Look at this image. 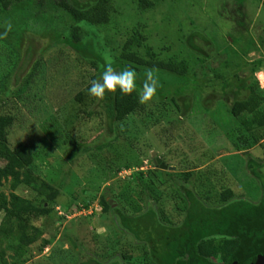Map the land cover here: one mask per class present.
Segmentation results:
<instances>
[{"label": "rangeland", "instance_id": "obj_1", "mask_svg": "<svg viewBox=\"0 0 264 264\" xmlns=\"http://www.w3.org/2000/svg\"><path fill=\"white\" fill-rule=\"evenodd\" d=\"M117 1L113 31L121 36L103 32L98 41L94 38L99 46L103 44L96 51L92 39L98 32H92L81 50L100 56V75L106 63L117 70L124 68L115 60L119 53L114 51L116 44L139 26L150 46L168 52L160 60L179 57V61L190 63V69L184 77L153 71L159 87L153 100L145 104L152 117L132 116L115 127V134L104 127L103 118H86L96 99L88 94V88L97 71L90 69V61L78 62L74 50L80 47L71 43L72 49H66L63 55L57 48L61 43H53L56 35L43 30L32 7L30 10L25 5L13 14L0 10V114L10 111L19 120L9 132L8 144H28L35 158L34 175L60 191L57 215L45 221L48 226L44 238L53 239V243L40 255L36 249L41 242L32 247L33 257L40 264H79L88 260L89 264H110L109 255L120 264H147L139 244L125 231H119L112 214H102L99 198L109 189L113 208L120 207L129 215L134 210L128 204L135 207L141 201L147 210L149 200L161 220L169 223L167 214L173 209L169 210L164 202L162 191L151 186L153 176L147 175L149 171L158 174L153 154L174 168L180 184L193 188L208 206L221 205L222 187L231 189L237 199L253 203L262 199L260 185L247 176L249 158L240 152L242 146L237 149L239 139L227 134L226 127L231 129L234 119L225 103L230 106L242 97L246 84L253 79L247 66L264 60V0H158L148 11H140L133 0ZM195 45L203 51L196 53L192 50ZM19 51L22 55L18 59ZM199 59L207 62L203 65ZM81 73L84 76L80 78ZM137 73L141 89L146 71L140 69ZM27 77L29 84L22 88ZM20 88V98L4 94L6 90L19 92ZM78 93L83 94V103L77 101ZM172 98L179 102L192 100L187 116H179ZM54 124L60 128L56 125L50 129ZM65 139L82 146L73 162L69 155L74 148H63L61 142ZM105 139L107 143L103 144ZM263 150L264 140L253 148L252 157L264 160ZM114 157L118 165L129 162L133 168L109 179L111 176L107 178L103 171ZM140 172L147 177L139 180ZM186 172L193 175L190 180L182 176ZM1 192L9 196L10 183ZM24 193L30 196L29 191ZM92 196V201L84 202L85 197ZM76 207L77 212L68 214ZM122 254L132 258L123 261Z\"/></svg>", "mask_w": 264, "mask_h": 264}, {"label": "trees", "instance_id": "obj_2", "mask_svg": "<svg viewBox=\"0 0 264 264\" xmlns=\"http://www.w3.org/2000/svg\"><path fill=\"white\" fill-rule=\"evenodd\" d=\"M117 2V0H0V10L13 14L25 5L30 10L32 7L34 15L36 14L35 18H38L40 25L45 28L43 30L52 31L56 35L57 39L53 43H61L57 48L63 55L67 53L66 49H72L71 43L80 47L75 49L74 53L78 56V62L90 61V69L97 71L91 78L94 80L101 76L99 71L102 69V64L98 62L100 56L95 55L94 52L81 53L82 46L86 44L92 32L93 34L98 32L92 39L96 51H100L97 49L103 46V44L101 46L97 44V39L101 38L99 35L103 32L104 35L107 33L121 36L113 31ZM133 2L137 4L140 11H148L153 9L158 0H133ZM32 27L33 25L30 26ZM93 27H97V31H92ZM193 38L195 37H191L190 41ZM120 39L121 42L116 44L114 50L115 52L119 50L115 60L119 61L124 68L131 67L136 72L140 69L144 71L151 69L178 77L188 75L190 69L188 61H179V57L166 61L160 60V56L168 52H159L150 46L142 27H136ZM192 50L201 53L203 49L195 45ZM21 55L19 51L18 59ZM199 62L204 65L207 60L199 59ZM247 68L253 79L246 84L242 97L236 98L230 106L225 103L228 114L234 119L233 127L226 128L230 131H227L230 138L239 139L240 144L236 145L237 149L242 146L240 152L249 158L246 165L247 176L260 185L262 199L258 203L237 199L231 189L222 187L220 188L222 190L221 205L208 206L198 197L193 188L181 185L179 178L172 170L161 169V165L170 168L163 160L159 165L152 159L158 174L149 171L147 175L153 176L151 186L162 191L164 202L169 204V210L173 209L167 214L169 223L161 220L156 207L149 200L147 210L140 205L141 201L136 203L135 207L131 203L128 204L134 210L132 215H129L120 207L113 208L109 201V197L113 195L109 189L99 198L102 214H112L119 231H125L126 235H130L129 238L139 244L140 252L147 264H253L258 256L264 257V160L252 157L251 153L253 148L264 140V91L255 78L257 73L264 71V60ZM83 76L81 73L80 78ZM28 77L22 88L29 84ZM235 77L239 79V75ZM22 88L19 92L12 93L6 90L4 94L6 96L12 94L18 98L20 92H23ZM76 99L79 103H83L85 98L82 93H78ZM171 100L180 117L187 116L193 107L190 99H183L180 102L176 98ZM92 106L93 108L85 114L86 118L91 119L94 116L103 118L104 127L110 134H115V127L132 116L149 114L147 116L149 117L152 114V112L147 113L145 104L139 103L136 92L131 95H122L118 91L106 93L102 99L96 98ZM18 121L10 111L0 114V162L3 163L0 165V264H40L33 257L32 247L41 242L36 249L39 255L51 247L53 239L44 238L46 226H48L45 221L57 215L55 206L60 191L34 175L35 158L28 144L19 142L14 147L9 146V132ZM229 123L231 125V121ZM56 125L59 129L58 124L49 128L54 129ZM239 127L244 131L239 130ZM119 138L120 136L117 140ZM66 140H62L61 144L63 148L64 146L74 148L69 155L73 162L80 154L82 146L70 139L67 143ZM102 143L106 144L107 140L105 139ZM116 158L109 160L106 163L107 169L103 171L107 178L111 176L109 179L118 176L124 169L129 171L133 168L129 162L118 165ZM137 174L140 177L139 180L147 177L143 172ZM162 176L167 178L161 179ZM182 176L190 180L193 175L186 172ZM7 183H10L9 196L1 192ZM27 191L30 192L29 197L24 193ZM144 192L141 193L144 194ZM114 197L118 198L115 195ZM93 199V196L85 197L84 202ZM91 201L86 203V208ZM78 210L79 207H76L75 210H69L68 214ZM42 221L44 223L41 225ZM139 247H136L137 251ZM122 255L123 261L132 258L128 254ZM107 259L110 264H120V261L113 259L111 255ZM79 264H89V260L81 261Z\"/></svg>", "mask_w": 264, "mask_h": 264}, {"label": "clouds", "instance_id": "obj_3", "mask_svg": "<svg viewBox=\"0 0 264 264\" xmlns=\"http://www.w3.org/2000/svg\"><path fill=\"white\" fill-rule=\"evenodd\" d=\"M138 79V73L131 67L117 70L110 63H106L101 77L91 81L88 94L97 99H102L106 93H116L118 91L122 95H131L136 92L139 103L146 104L157 95L159 82L151 69L146 71L140 90H138L137 85Z\"/></svg>", "mask_w": 264, "mask_h": 264}, {"label": "water", "instance_id": "obj_4", "mask_svg": "<svg viewBox=\"0 0 264 264\" xmlns=\"http://www.w3.org/2000/svg\"><path fill=\"white\" fill-rule=\"evenodd\" d=\"M152 157L155 160L156 164H159V165L162 164V160L160 158H156V154H153ZM160 167L163 170L170 169V168L166 167L165 165H161ZM170 170L174 171V168H171ZM234 264H237V263H234ZM253 264H264V257L263 256H258L256 261H255V263H253Z\"/></svg>", "mask_w": 264, "mask_h": 264}, {"label": "built area", "instance_id": "obj_5", "mask_svg": "<svg viewBox=\"0 0 264 264\" xmlns=\"http://www.w3.org/2000/svg\"><path fill=\"white\" fill-rule=\"evenodd\" d=\"M262 73H264V72H262ZM262 73H259L258 75H256V80L258 81L261 89L264 91V81H262V79L259 78V75Z\"/></svg>", "mask_w": 264, "mask_h": 264}, {"label": "bare ground", "instance_id": "obj_6", "mask_svg": "<svg viewBox=\"0 0 264 264\" xmlns=\"http://www.w3.org/2000/svg\"><path fill=\"white\" fill-rule=\"evenodd\" d=\"M259 78L262 79V81H264V73L260 74Z\"/></svg>", "mask_w": 264, "mask_h": 264}, {"label": "flooded vegetation", "instance_id": "obj_7", "mask_svg": "<svg viewBox=\"0 0 264 264\" xmlns=\"http://www.w3.org/2000/svg\"><path fill=\"white\" fill-rule=\"evenodd\" d=\"M238 8H240V7H238ZM236 12V11H235ZM236 17H238L239 18V16H236ZM203 51V50H202Z\"/></svg>", "mask_w": 264, "mask_h": 264}]
</instances>
